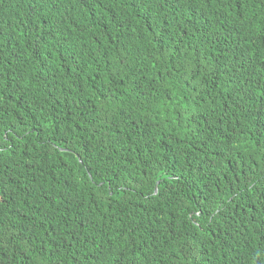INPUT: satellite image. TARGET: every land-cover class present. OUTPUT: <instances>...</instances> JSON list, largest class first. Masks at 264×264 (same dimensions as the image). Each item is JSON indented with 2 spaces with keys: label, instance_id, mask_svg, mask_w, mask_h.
<instances>
[{
  "label": "trees",
  "instance_id": "obj_1",
  "mask_svg": "<svg viewBox=\"0 0 264 264\" xmlns=\"http://www.w3.org/2000/svg\"><path fill=\"white\" fill-rule=\"evenodd\" d=\"M0 264H264V0H0Z\"/></svg>",
  "mask_w": 264,
  "mask_h": 264
}]
</instances>
